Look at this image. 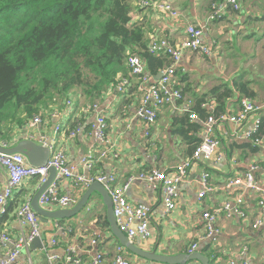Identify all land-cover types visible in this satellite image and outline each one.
<instances>
[{
	"label": "crops",
	"instance_id": "obj_1",
	"mask_svg": "<svg viewBox=\"0 0 264 264\" xmlns=\"http://www.w3.org/2000/svg\"><path fill=\"white\" fill-rule=\"evenodd\" d=\"M165 1L178 10V18H172L161 11L139 9L133 4L135 8L131 13V22L144 26L147 40L152 36L165 38L178 46L185 38L187 25L204 29L203 41L210 47L211 56L183 50L181 60L175 65L174 80L183 91L184 98L189 100L190 108L196 107L202 97L204 101H211L214 107L216 104V110L219 111L218 103L224 100L208 95L209 91L214 87H219L221 92L230 88L235 94L234 79L247 82L254 97L241 98L251 99L260 109L242 129L250 128V121L260 118L263 123L261 135H264V0H241L239 10H228L213 21L208 20L213 0ZM249 52L251 54L246 58H241L240 54L246 56ZM161 68L156 66V61H152L148 67L146 65L148 73H156L155 79L160 78ZM127 81L130 84L123 93H118L114 86H110L98 99L89 100L77 92L71 95L73 103L70 106L54 103L40 107L41 112L36 116L41 117V124L36 129L24 128L21 133L14 130L13 138L4 147L12 148L18 144L19 138H27L28 135H35L36 142L38 136H45L52 149L62 150L70 164L79 166L78 173H114L118 186L129 176H136L142 171L173 170L187 159L188 151L201 140V119L191 121L180 104H172L157 111L155 122L147 130L137 116L141 93L136 90V81L130 74L127 75ZM236 101L227 99L223 111L236 112L239 100ZM92 104H97L98 111L105 118L107 145L118 154V158L95 160L92 168L86 170L79 165L81 158L90 152L96 156L100 150H104V145L97 144L91 136V125L96 115L90 111ZM56 126H60L59 131H56ZM76 128L78 132L75 136H69ZM228 129L230 132L235 130L230 124L217 129L220 140L217 153L224 157L215 166L200 164L188 172L185 181L178 187V203L173 211H165L162 193L158 187L138 180L130 184L126 192L127 201L146 206L150 214L149 237L131 241L137 248L144 252L155 251L159 255L176 256L188 254L191 244L197 242L198 247L193 253H200L210 263L216 260V264H230L232 261L236 264H264V207L258 206L259 195L253 191H247L243 195V218L227 219L220 216L217 220V236H204L203 212H213L229 199V195L214 191L198 199L197 195L201 190L198 181L203 169L209 173L210 184L217 188L229 179L242 175L251 164H255L258 166L254 172L255 179L264 184V143L260 146L251 144L254 147L250 145L241 149L236 143L241 144L244 141L230 140L223 135V130ZM5 183L6 173L0 168V192ZM38 188L36 179L24 180L11 198L8 215L4 216L0 208V230L7 231L15 239L21 233L27 232V228L22 230L17 225L15 213L26 200L31 202ZM59 190L77 201L85 192L83 189L74 188L72 180L67 179L59 182ZM94 198L97 202L91 200L86 206L87 210L81 211L84 212L81 218L75 216L63 220L60 224L61 230L58 229V221L40 220L38 243L23 248L14 264H46L45 250L57 256L64 264L68 248H73V258L78 261L77 264H89L96 256L101 257L100 264H114L113 256L118 242L103 225L106 220L105 207L96 194H93L92 199ZM44 209L54 212L60 208L48 206ZM259 216L263 225L253 230L251 225ZM69 228L71 233H61L63 230H70ZM53 239H56L54 245L51 244ZM93 241H96L95 245L92 244ZM244 248L246 250L243 252ZM126 253L132 264H160L142 259L129 251ZM2 255L0 251V258ZM188 264L200 262L193 260Z\"/></svg>",
	"mask_w": 264,
	"mask_h": 264
},
{
	"label": "built area",
	"instance_id": "obj_2",
	"mask_svg": "<svg viewBox=\"0 0 264 264\" xmlns=\"http://www.w3.org/2000/svg\"><path fill=\"white\" fill-rule=\"evenodd\" d=\"M137 8H151L152 10L166 13L172 18H178L180 13L174 9L172 5L165 0L151 1V0H135ZM241 0H218L211 5V12L208 20L213 21L218 19L223 13L228 10L237 11L240 9ZM204 29L200 26L189 24L185 28V38L181 44L174 45L165 38L150 37L147 43V51L152 55L168 56L171 64L164 67L160 71V78L155 79L146 71L145 62L136 55L129 56L126 60V66L130 70V74L134 80L137 81V89L141 93L140 106L137 110V116L143 121L147 130L156 120L157 111L165 106L172 104H180L184 112H189L190 102L182 96L181 89L178 83L174 80V73L176 64L181 60L182 51L188 50L202 56H211V49L203 41ZM130 83L127 79H122L115 89L118 93H123L125 88ZM65 104L71 105L70 101ZM209 115L201 120L202 138L199 145L195 148L192 155L178 164L173 170L166 172L161 170L142 171L136 176H129L126 181L118 186L116 184V177L114 173L98 174V175H83L78 173L77 165L70 164L66 154L62 150L52 149L48 144L45 136H38L39 145L48 147L49 160L45 167H34L29 164L27 158L19 153L10 155L0 153V168L6 173V183L0 192V207L1 211L5 212V207L12 198L13 192L19 189L24 180L36 179L40 187L46 183L48 179V168H53L56 172L54 179L49 186L40 194L38 204L45 208L48 206H55L60 209H68L74 206L77 200L59 190V182L64 179L72 180L73 187L76 189L86 190L92 183L101 184L108 192L111 203L112 213L115 223L119 230L125 234L130 242L139 238L145 240L149 237L150 214L149 209L144 205L131 204L127 201L126 192L130 184L135 181H142L153 187H158L162 193L163 204L166 212L173 211L178 203V187L185 181L188 172L196 165L207 164L209 166L217 165L224 157L223 154L217 153L220 140L217 135V130L220 126L225 124L233 125L235 130L230 132L223 130V135L230 140L249 141L254 146H260L264 143V135L259 133L260 120L255 118L251 120V127L242 129L247 125L249 119L256 113L260 107L257 106L249 98H241L237 105V110L234 113H220L214 114V106L212 103H205L202 105ZM91 113L94 112L95 120L91 125V136L93 140L100 145H104V150H100L96 156L92 152L83 156L80 164L86 170L92 168L95 160L104 158L117 159L118 154L107 145V123L104 116L98 111L97 104L90 105ZM189 119L191 121H198L199 117L196 114L190 113ZM42 122L40 116H34L28 122L27 127L36 129ZM56 131L60 130V126H56ZM78 132V128L72 130L69 136L73 137ZM148 134V131H147ZM35 135H28L27 139L35 141ZM37 141V142H38ZM36 142V141H35ZM36 142V143H37ZM258 166L251 164L247 171L242 175L229 179L220 187L215 188L209 182V173L203 169L200 174L198 184L201 188L198 193V199L205 197L207 193L214 191H222L229 195V199L225 200L220 207L213 212H203V226L205 238H214L218 234L217 220L220 216L224 218H243V195L247 191H253L259 195L258 206L264 207V184H260L254 176V172ZM236 191V192H235ZM15 221L17 225L25 230L26 233H21L20 237L12 238L6 231L0 230V251L2 257L0 264H14L19 257L21 250L30 245V242L40 236L41 226L40 219L35 215L31 206L30 200H26L15 213ZM263 225L262 218L259 216L251 225L253 230ZM61 230V226L57 225ZM63 230L62 234H69L72 230ZM51 244H56V241L51 240ZM93 245L96 241L92 242ZM198 247L197 242L191 244L188 254L193 253ZM246 249H243V252ZM126 249L121 245L115 246V253L113 256L114 264H132L126 253ZM73 248L66 250V257L64 264H77L78 261L73 258ZM46 264H63L60 259L54 254L45 250ZM101 257L96 256L89 264H100ZM209 264H216V260H212ZM230 264H236L234 261Z\"/></svg>",
	"mask_w": 264,
	"mask_h": 264
},
{
	"label": "trees",
	"instance_id": "obj_3",
	"mask_svg": "<svg viewBox=\"0 0 264 264\" xmlns=\"http://www.w3.org/2000/svg\"><path fill=\"white\" fill-rule=\"evenodd\" d=\"M133 4L134 0H0L1 147L8 146L14 130L21 133L28 128L40 107L73 103L71 95L77 92L86 99H98L107 88L116 87L130 74L126 66L129 56H138L147 67L156 61L160 71L171 64L168 56L148 53L144 26L131 22ZM137 86L136 81V90ZM233 88L235 94L230 88L209 91L208 95L224 100L218 103L219 111L215 104V115L226 113L223 109L229 98L238 101L242 96L254 97L247 82L234 79ZM209 102L201 97L197 106H189L185 113L204 120L209 113L202 105ZM258 119L261 134L263 123ZM200 141L188 151L187 159ZM236 145L243 149L251 143ZM10 202L4 216L9 213ZM103 225L109 231L105 220Z\"/></svg>",
	"mask_w": 264,
	"mask_h": 264
},
{
	"label": "water",
	"instance_id": "obj_4",
	"mask_svg": "<svg viewBox=\"0 0 264 264\" xmlns=\"http://www.w3.org/2000/svg\"><path fill=\"white\" fill-rule=\"evenodd\" d=\"M0 153L10 155L14 153H19L24 155L27 158V161L30 165L34 167H45L49 160V149L48 147H43L37 144L35 141L23 138L18 144L12 148H6L0 146ZM48 179L46 183L41 185L33 198L31 199L30 206L35 213L36 216L39 217L41 221L46 220H65L71 219L93 201L97 202V200L93 198V194H96L100 201L102 202L103 206L106 209L105 213V221L108 224L110 234L112 238H114L119 245L125 248L127 251L132 253L135 256H138L142 259L153 263H160V264H188L193 260H197L200 264H209V259L202 256L200 253H191V254H180L176 256H168V255H159L156 254L155 251L153 252H144L140 248H137L130 240L122 233L115 223V219L112 213V203L111 198L108 192L104 189V187L99 183H92L83 193L81 198L76 202V204L68 209H59L54 212L48 211L38 204V198L40 194L49 186L52 180L55 177V170L53 168H48ZM38 238V237H37ZM34 238L30 242V246L36 245L38 243V239ZM41 248V247H40Z\"/></svg>",
	"mask_w": 264,
	"mask_h": 264
},
{
	"label": "rangeland",
	"instance_id": "obj_5",
	"mask_svg": "<svg viewBox=\"0 0 264 264\" xmlns=\"http://www.w3.org/2000/svg\"><path fill=\"white\" fill-rule=\"evenodd\" d=\"M235 53H237V51H235ZM249 54H251V52H249L246 56H245V54H240V56H241V58H246ZM256 69H258V65L257 64H256ZM82 215H84V212L79 214V215H77L75 218H81Z\"/></svg>",
	"mask_w": 264,
	"mask_h": 264
},
{
	"label": "clouds",
	"instance_id": "obj_6",
	"mask_svg": "<svg viewBox=\"0 0 264 264\" xmlns=\"http://www.w3.org/2000/svg\"><path fill=\"white\" fill-rule=\"evenodd\" d=\"M134 6L137 8V6L135 5V0H134ZM139 9H151V8H139Z\"/></svg>",
	"mask_w": 264,
	"mask_h": 264
},
{
	"label": "bare ground",
	"instance_id": "obj_7",
	"mask_svg": "<svg viewBox=\"0 0 264 264\" xmlns=\"http://www.w3.org/2000/svg\"><path fill=\"white\" fill-rule=\"evenodd\" d=\"M14 195V192H13V194H12V196ZM1 208V207H0ZM45 259H46V257H45ZM17 260V259H16Z\"/></svg>",
	"mask_w": 264,
	"mask_h": 264
}]
</instances>
